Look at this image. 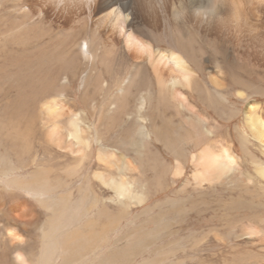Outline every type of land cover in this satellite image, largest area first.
Listing matches in <instances>:
<instances>
[{
	"label": "rangeland",
	"instance_id": "1",
	"mask_svg": "<svg viewBox=\"0 0 264 264\" xmlns=\"http://www.w3.org/2000/svg\"><path fill=\"white\" fill-rule=\"evenodd\" d=\"M197 42V52H202L198 65L212 67L213 49L204 44L201 37H197ZM62 52V57L44 55L36 67L0 68V264H16L17 253L25 257L27 264H61L70 253L76 257L72 264H99L101 257L108 256L112 251L114 239L122 236L125 244L129 242V237L139 246L150 241V245L143 244L149 246L150 251H144L142 257L146 258L150 253L148 256L154 259L145 264H201L204 258L208 261L214 253L223 251L216 246L214 251L211 242H216L213 239H207L202 247L197 243L215 225L211 221L216 218L212 212L215 197L206 186L205 201L209 206L204 207L200 203L199 189L193 179L199 168L193 167L191 157L200 155L203 147H208L211 154L216 151L215 145L211 144L212 139L204 131L213 130V127L216 129V121L221 126L222 138L241 157V148L233 129H243L241 112L245 111V104L229 97L230 110L239 108L241 112L228 124L215 118L206 102L200 103L194 95L180 89L188 96V102L204 116L202 121L184 113L188 118L185 121L184 114L176 115V109L182 108L183 104L169 96L171 91L164 92L160 97L163 100L157 98L151 68L138 70L137 75L144 77L143 83L135 80V84L123 94L124 81L132 73H137L133 72L136 68L121 67L123 62H128L125 56L122 55L121 61L115 64L117 68H79V62L69 61L64 65L65 54ZM107 63H110L109 60ZM128 64L129 67L134 65L133 62ZM194 69L203 70L199 74L203 83L207 82V70L215 68ZM221 69L226 74L227 84L231 81L229 78L237 74L236 68H229L224 61ZM252 79L251 85L262 94L264 82L260 84L256 78ZM140 99L144 100V107L138 111ZM50 100H55L64 109L63 116L55 123L62 130H67L68 115H77L85 132L84 138L90 142V151L84 152L86 159L80 167L79 156L65 152L48 135V126L52 121L45 114L43 104ZM251 100L262 104L261 110L264 111L263 96H253ZM111 104L116 106L114 112L108 110ZM149 120L150 139L145 140ZM137 122L141 129L144 128L142 141L145 146L131 143V137L126 138L130 129H137ZM14 127L20 130L14 132ZM165 127L175 150L172 145L169 149L164 143L167 137ZM153 131L164 135H153ZM228 132L232 139L226 137ZM28 133L30 135H26ZM101 148L116 155L117 159L124 157L129 160L131 167L125 175L141 187L146 186L148 200L145 204L129 209L136 205L130 201L120 204L115 193L93 177L96 172L111 176L124 172L98 162ZM176 160L183 167V174L177 179L172 175L177 169ZM152 162L156 165L153 166ZM227 198L223 197L224 200ZM134 216L136 220H133ZM90 218L94 219L95 226L88 229L90 223L86 222ZM147 218L150 237H144L139 242L141 234L127 232L132 227L128 222L134 221L132 225L139 226ZM217 218L216 224L220 226L221 215L218 214ZM76 220H82L80 226L79 223H72ZM9 230L22 242L10 236ZM79 230L82 231L77 235L78 240L70 242L77 239L74 233ZM84 235L87 240H82ZM102 239L105 242H101ZM56 241V262L50 263V250L46 246ZM44 254H47L46 257Z\"/></svg>",
	"mask_w": 264,
	"mask_h": 264
},
{
	"label": "bare ground",
	"instance_id": "2",
	"mask_svg": "<svg viewBox=\"0 0 264 264\" xmlns=\"http://www.w3.org/2000/svg\"><path fill=\"white\" fill-rule=\"evenodd\" d=\"M207 6L209 0H0V68L36 67L44 55L60 57L62 51L64 65L71 61L79 62V68H117L115 64L123 55L128 62H121V67L136 68L133 72H137L122 84L123 94L135 80L143 83L144 77L137 75L138 70L151 68L157 98L163 100L160 97L164 92L171 91L169 96L187 105L176 109L178 116L186 113L194 119L204 117L180 89L194 95L200 103L206 102L215 118L228 124L241 112L239 108L230 110L229 97L245 104V111L241 112L243 129H233L241 148L240 158L232 145L222 138L217 121L216 129L204 130L216 151L211 154L208 147H203L200 155L191 157L193 167L199 168L193 179L199 189L200 203L209 206L205 201L206 186L215 197L212 212L216 218L211 220L215 225L197 243L202 247L207 239H213L216 242H211L214 251L215 246L223 250L211 252L214 253L211 258L208 261L204 258L201 264H264V111L262 104L251 100L253 96L264 97L263 91L261 94L251 85L252 78L264 82V0H213L211 14L201 11ZM197 37L213 49L212 67L198 65L202 52H197ZM223 61L237 72L229 78L228 84L221 69ZM129 62L134 65L129 67ZM194 68L215 69L207 70V82L201 83L199 74L203 70ZM139 101L138 111H141L144 100ZM115 107L111 104L108 110L114 112ZM43 110L52 121L48 126L49 137L65 152L78 155L80 167L86 159L85 153L90 151V142L84 138L78 116L68 115V128L62 130L55 123L64 114L62 106L50 100L43 104ZM183 119L188 120L185 114ZM16 127L14 132L20 130ZM130 130L126 138L131 137V143L145 146L142 141L144 129ZM164 131L168 137L163 139L164 143L175 150L167 127ZM157 133L153 131L152 134ZM120 136L125 138V135ZM144 137L149 139L147 135ZM226 137L232 139L230 132ZM97 159L122 172L131 167L125 158L117 159L102 148ZM176 167L172 175L177 179L183 174L179 160H176ZM95 178L109 188L111 185L115 190L120 189L122 200L125 185L109 178L103 181L98 175ZM145 192L133 197L138 205L146 197ZM225 196L228 198L224 200ZM218 214L221 215L220 226L216 224ZM9 235L13 236L11 230ZM13 237L21 241L19 237ZM15 263L27 264V261L17 253Z\"/></svg>",
	"mask_w": 264,
	"mask_h": 264
},
{
	"label": "crops",
	"instance_id": "3",
	"mask_svg": "<svg viewBox=\"0 0 264 264\" xmlns=\"http://www.w3.org/2000/svg\"><path fill=\"white\" fill-rule=\"evenodd\" d=\"M138 122H137V128H139V130H141L142 127H140V125H138ZM147 125H148L147 126L148 127V131H146V135H148V137L150 139V121L148 122ZM116 150H118V149H116ZM128 162H129V160H128ZM149 167H150V165H149ZM113 168L117 171V169L115 167H113ZM128 170H130V169L127 168L126 171H128ZM95 175L101 176L103 181H106V178H109V179H113V181H115L116 183H120V184L125 185V193H124V196H122V200H120V193H121V190L120 189L119 190H115V189H113L111 187V185H110V188H109L108 186H105L101 182L102 185H104L106 188H108L109 190H111V191H113L115 193V195L118 198V201H119L120 204H125L124 202L130 201L131 203H133L134 205H136V206H130L129 209H131V207H133V208L134 207H140L143 204H145L147 202V200H148V196H147L148 193H147L146 186L144 185V186L141 187V185L137 184L135 182V180L133 182L132 179H130L129 177H127L125 175V171L123 172L122 175H118V176H111V175L103 174L101 172H96L95 174H93V177H95ZM144 190H146L145 193L147 195L143 199L142 204L141 205H138L134 201L133 197L140 195V193L143 192ZM136 216H138V215H136ZM133 220H136L135 219V216H134ZM147 220H149V218L146 219L145 223H142L139 226L132 225L134 221H129L128 222V224L131 225L132 227L131 228H128L127 229V232L128 233L129 232H131V233L136 232V233L141 234L142 238L139 240V242L141 240H144V237H146V238L147 237H150V226L147 225V222H148ZM93 221H94V219L93 218H90L86 222V223H88V222L90 223V225L88 226V229L94 228L95 223ZM72 223H79V226H80L81 223H82V220H81V222H80V220H76V221H74ZM81 231L82 230H79L78 232L74 233V235H76V238H77V235L79 234V232H81ZM102 232H105V230L102 231ZM133 235L134 234H132L131 236L133 237ZM144 235H146V236H144ZM85 238H86V240L88 239L84 235V237L82 238V240H84ZM122 238H123V236L120 237V238H118V239H114V245L112 244L114 247H113L112 251L109 253L108 256H102L101 257L102 260L99 261V264H145V262H150L152 259H154L153 257L148 256V255H150V253H148V255H147L146 258H143L142 257V254L144 253V251H150L149 246H146V245L143 246V244H149L150 245V241L149 240H147L145 242H142L143 243L142 246H139V245H136L135 244L137 242L133 243L131 237H129L130 240H129V242L127 244H125V241H123ZM77 240H78V238L77 239H72V240H70V242H76ZM102 241L105 242L104 239H102L101 242ZM57 242L58 241L54 242V244H51V245H47L46 246L47 250H50V261H51L50 263H53V262L55 263L56 262V260H55V254H56V250L58 249ZM46 255L47 254H44V257H46ZM139 258H141V259H139ZM75 260H76V257L74 256V254L73 253H70L68 257H66V258L63 259V262H61V264H72ZM92 264H96V263H92Z\"/></svg>",
	"mask_w": 264,
	"mask_h": 264
},
{
	"label": "clouds",
	"instance_id": "4",
	"mask_svg": "<svg viewBox=\"0 0 264 264\" xmlns=\"http://www.w3.org/2000/svg\"><path fill=\"white\" fill-rule=\"evenodd\" d=\"M213 9V0H209V6L205 7L204 9H201V11H204L206 14H211Z\"/></svg>",
	"mask_w": 264,
	"mask_h": 264
}]
</instances>
